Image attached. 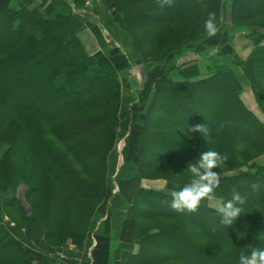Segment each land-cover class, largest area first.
<instances>
[{"label":"trees","instance_id":"trees-1","mask_svg":"<svg viewBox=\"0 0 264 264\" xmlns=\"http://www.w3.org/2000/svg\"><path fill=\"white\" fill-rule=\"evenodd\" d=\"M16 1L11 8L0 0V210L21 241L0 231V264H59L48 255L56 252L51 248L67 239L83 248L97 209L111 199L107 159L112 127L122 116L117 62L123 57L117 48L108 59L89 54L80 33L87 28L104 45L103 33L65 2L51 3L54 13L43 15L28 6L32 0ZM70 1L78 7L86 0ZM225 3L177 0L161 9L156 0H102L108 35L120 42L128 35L135 63L159 68L141 125L129 139L131 148L139 146L138 178L183 186L191 179L187 165L216 150L229 159L214 169L222 173L215 199L222 205L234 188L247 195L244 213L223 227L210 201L194 213H178L165 192L136 189L128 223L138 232V251L125 264H238L242 252L264 247V165L257 162L264 156V120L240 96L244 77L264 118V0H228L234 31L252 44L245 59L212 62L206 72L197 62L176 60L190 48L202 51L208 12L216 13L220 28ZM200 123L210 125L206 137L188 131ZM20 185L29 209L16 196ZM39 238L47 247L30 244Z\"/></svg>","mask_w":264,"mask_h":264},{"label":"rangeland","instance_id":"rangeland-1","mask_svg":"<svg viewBox=\"0 0 264 264\" xmlns=\"http://www.w3.org/2000/svg\"><path fill=\"white\" fill-rule=\"evenodd\" d=\"M56 1L57 0H32L27 1V4L30 8H38L39 12L43 15H52L55 8L51 3L54 2L55 4ZM16 2V0H5V3L7 5L10 4L11 8L16 6ZM61 2L68 4L75 13L79 14L83 18L85 23H90V25L94 27H96V25L100 27L103 33V40H105L104 45H98L97 41L87 28H85L79 35L89 54H93L104 59L109 57L107 54L108 52L113 51L111 50L112 48H117L120 55L123 57L121 58V63L120 61L117 62L118 67L122 68V72L119 75L121 83L120 111L122 116L120 117L118 123L112 127V134L115 136V141L107 159L109 167L107 175L110 181L111 199H108L105 204H102L100 208L97 209L94 218L95 227L92 232L86 235L84 244H82V246L84 245L83 248L80 249V243L77 244L72 242L70 239H67L62 245L54 246L52 248L50 247L56 251L55 255L52 252L48 253L50 258H54L56 261L60 262V258L57 254L63 253V250L68 251H64L67 255L64 257V261L68 262L74 260L76 256L78 257L79 254L77 253V250L79 251L84 249L82 252L84 251L87 256H89L88 259L93 261V250L94 248L97 249V246L99 245L97 236L108 233L109 235L113 234V236H115V234L119 236L122 234V225H126L129 220V206L132 203V195L136 189L142 188L140 186L139 178L135 173L136 159L139 157V146L137 144L136 148H134V146L131 148L129 139L133 131L141 125L150 95L153 93V89L159 81V68H157L158 66L155 64L143 65L141 63H135L138 61V55L134 53L133 39H131L128 35L123 36L121 40L123 42H120L119 39H112L110 34L108 35V29L106 30V27L103 25L104 20L102 19V15H104V10H102V0H86L83 6L78 7H75L70 0H61ZM95 10L98 11L97 14L94 13ZM228 11V0H226V3L221 10L220 26H222V29L218 31L216 36L209 38L206 42L202 43V53H197L194 48L189 47L190 49L188 51L183 53L180 58L176 59L178 65H187L197 62L199 63L201 71L206 72V66L210 65L212 62L219 65L221 64V61H225L227 63L230 62L231 59H233L232 56H237L241 59H245L248 56L251 51L252 44L247 38V34L241 31H234L236 27L229 21ZM109 23L111 24L110 28L112 34H114V37H117L118 31L114 26L115 22L110 20ZM125 59L127 61H123ZM240 81L244 91L242 93V101L246 103L245 105L252 112H254L261 121H263V115L260 113L254 102L252 92L250 91L246 80L242 77L240 78ZM146 97L147 99H145ZM207 126L210 128V125ZM257 162L260 165H264V156H262ZM145 180L150 182L141 183L145 185L146 188L144 189H154L155 191L163 192L161 190H168V186L170 191L175 187L170 185V183L164 179ZM24 190L25 187L20 185L17 189L16 196L23 202V205L27 207L23 198ZM166 194L170 195V192H166ZM220 202L221 201L219 199H214L210 201V205L217 209L220 206ZM113 203H117L118 206L115 205V207ZM27 209L29 208L27 207ZM0 216L2 217V219H0V231H3L4 234L11 240L14 239L21 241L10 230V227H13L14 223L10 222L8 216L1 210ZM110 222H112V225ZM22 243L24 248L30 250H32V246H30V244L47 247V242H45L42 238H39V240L34 239L29 245L26 242ZM70 252L73 253L70 254ZM61 256L63 257V255Z\"/></svg>","mask_w":264,"mask_h":264},{"label":"clouds","instance_id":"clouds-1","mask_svg":"<svg viewBox=\"0 0 264 264\" xmlns=\"http://www.w3.org/2000/svg\"><path fill=\"white\" fill-rule=\"evenodd\" d=\"M161 8H174L177 0H156ZM196 3H202V0H196ZM217 15L209 11L203 27L208 38L217 35L219 28L217 25ZM189 132L201 133L204 137L209 134V127L200 123L188 128ZM228 155L222 154L216 150H207L199 155L195 163L187 165V171L190 174V181L183 186H175L170 192V201H166L169 207L178 213H194L198 211L203 201H212L215 199L216 189L219 188L222 179L221 171L226 166ZM250 187L253 190L259 189L257 183H252ZM247 202V195L241 194L235 188L232 191L231 198L225 201L217 209L219 224L223 227L231 226L237 218L244 213V205ZM238 264H264V247H252L245 254L241 253L238 258Z\"/></svg>","mask_w":264,"mask_h":264},{"label":"crops","instance_id":"crops-1","mask_svg":"<svg viewBox=\"0 0 264 264\" xmlns=\"http://www.w3.org/2000/svg\"><path fill=\"white\" fill-rule=\"evenodd\" d=\"M1 1L5 3V0H1ZM8 6L11 5L9 4ZM242 93L240 95L241 99L243 95ZM139 182L142 188H146L145 185L141 183L150 182V181L145 179H139ZM167 189L169 191L168 190H161V191L165 193L171 192L169 186ZM113 205L118 206L117 203H113ZM110 224L112 225V222H110ZM98 236H100L104 240L103 242L100 243V246H98L97 249L94 248L92 255L94 258L93 261L88 259L89 256H87V254L84 251L82 252V250H84L82 249L79 251L77 250V253L79 254L78 257L74 253V255L76 256L75 259L72 261L65 262L64 257L67 256L65 252L68 251L63 250L62 251L63 253L57 254V256L60 258V262L58 261L59 264L60 263L61 264H125L129 260V258L135 255L138 251V245L136 243L138 239V232L135 229H133L129 223H127L126 225H122V234H120V236L117 234H115V236H113V234L109 235V233L101 234ZM72 253L73 252H70V254ZM55 254L56 253H54V255ZM61 255H63V257Z\"/></svg>","mask_w":264,"mask_h":264},{"label":"water","instance_id":"water-1","mask_svg":"<svg viewBox=\"0 0 264 264\" xmlns=\"http://www.w3.org/2000/svg\"><path fill=\"white\" fill-rule=\"evenodd\" d=\"M222 29V26H220V29L219 30H221Z\"/></svg>","mask_w":264,"mask_h":264}]
</instances>
